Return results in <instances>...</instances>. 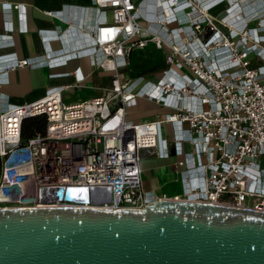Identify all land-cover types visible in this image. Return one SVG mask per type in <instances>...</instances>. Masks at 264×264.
I'll list each match as a JSON object with an SVG mask.
<instances>
[{"label":"built area","instance_id":"2783aa9c","mask_svg":"<svg viewBox=\"0 0 264 264\" xmlns=\"http://www.w3.org/2000/svg\"><path fill=\"white\" fill-rule=\"evenodd\" d=\"M221 1L228 5L225 13L211 16L209 9ZM233 1L92 0L89 7H67L64 16L48 12L68 27L38 32L42 55H1L0 75L23 67L54 70L86 58L93 70L109 73L111 83L104 95L73 104L63 101L68 86L47 88L21 105L2 102L0 208L141 209L168 198L264 211V8L258 2L249 14H235ZM148 5L157 8L152 16ZM1 6L22 11L18 4ZM105 12L110 21L95 23L89 33L72 26L86 27L90 14ZM20 15L19 30L26 31ZM54 41L62 47L50 48ZM8 42L0 39V47ZM149 43L164 51L160 75L121 80L132 52ZM68 75L75 85L84 80L80 68L50 77ZM139 100L163 112L128 118ZM36 116L46 117L45 131L23 141V120ZM145 158H173L181 191L167 196L145 190ZM92 193L110 201L93 205ZM41 194L52 200L41 201Z\"/></svg>","mask_w":264,"mask_h":264},{"label":"water","instance_id":"95a60500","mask_svg":"<svg viewBox=\"0 0 264 264\" xmlns=\"http://www.w3.org/2000/svg\"><path fill=\"white\" fill-rule=\"evenodd\" d=\"M0 264H264V211L168 198L141 209L0 208Z\"/></svg>","mask_w":264,"mask_h":264},{"label":"crops","instance_id":"0c3cea01","mask_svg":"<svg viewBox=\"0 0 264 264\" xmlns=\"http://www.w3.org/2000/svg\"><path fill=\"white\" fill-rule=\"evenodd\" d=\"M230 1H232V4L234 3L233 0ZM258 2L262 4L258 5ZM1 4H18L21 6L22 11L6 8L1 6ZM237 4L240 10L239 8L234 10L233 13L235 14L240 12L249 14L256 4L259 8H264V0H238ZM91 5L92 0H0V39L10 40L6 45L0 47V56L14 54L17 58L22 59L42 55L45 47L38 32L40 30H55L60 33L69 24L65 19L51 16L48 12L62 11L64 16L66 15L65 9L69 6L89 7ZM227 6L226 2L221 1L214 7H211L208 13L211 16L219 17L225 13ZM153 9L154 7L151 10L153 11ZM20 13L24 15L26 31L19 30L23 17H21ZM101 20L110 21L109 12L97 15L90 14L86 27L84 25L81 27L74 23L72 26L76 30L80 29L81 32L89 33L91 32L92 25L99 23ZM49 46L52 49H58L62 47V44L59 41H54ZM149 46L155 50V54L152 55L157 56L158 54H162L164 62V51L155 48L152 43H149L144 49L137 51H146ZM69 47L68 44L65 45V48H68L67 50H69ZM131 57L127 68L131 64ZM153 60V57H151L152 63ZM76 68H80L84 75V80L79 85H75L74 77L71 75L57 78L50 77L52 73H71ZM54 70L46 68L30 70L26 67L7 70L4 74L0 75V107L4 100H7L9 104L15 105L32 102L40 98L47 88L53 86H68L63 91V101L66 104H73L92 97L102 96L105 90L110 87V74L98 69L93 70L86 58L68 61L66 66ZM125 71L124 69L123 73ZM123 73L120 75L121 80L145 75L141 73L129 77L127 74L123 76ZM162 112L163 110L158 106L144 100H139L135 106L128 108L127 116L130 119L140 120L153 118ZM141 177L145 190L153 189L167 196H173L181 191L180 184L176 181L174 169L165 160L145 158L141 162Z\"/></svg>","mask_w":264,"mask_h":264},{"label":"rangeland","instance_id":"374dc122","mask_svg":"<svg viewBox=\"0 0 264 264\" xmlns=\"http://www.w3.org/2000/svg\"><path fill=\"white\" fill-rule=\"evenodd\" d=\"M133 1L137 3L138 0ZM152 54H155V50H153L151 46H149L148 50L146 51L135 50L132 53L130 66L127 69L125 68L126 71L124 73L122 72V75L124 76L127 74L129 77H131L143 73L145 74L144 76L148 78L159 76L161 69L164 68L163 57L162 54H158L157 56ZM151 57L154 59L153 63L151 62ZM173 161L174 160L172 158L167 161V164L172 165Z\"/></svg>","mask_w":264,"mask_h":264},{"label":"trees","instance_id":"16d2710c","mask_svg":"<svg viewBox=\"0 0 264 264\" xmlns=\"http://www.w3.org/2000/svg\"><path fill=\"white\" fill-rule=\"evenodd\" d=\"M45 127H46L45 116L26 118L23 120L21 126V139L23 141H26L37 134H42L45 131Z\"/></svg>","mask_w":264,"mask_h":264},{"label":"bare ground","instance_id":"6f19581e","mask_svg":"<svg viewBox=\"0 0 264 264\" xmlns=\"http://www.w3.org/2000/svg\"><path fill=\"white\" fill-rule=\"evenodd\" d=\"M239 3V2H238ZM161 5V4H160ZM164 5V4H163ZM163 5H161V9H163V8H166V5H164L165 7H163ZM154 7V9L153 10H156L157 8H156V6L155 5H148L147 6V9H149V10H146L147 11V13H148V15H150V16H152L153 14H152V8ZM168 7V6H167ZM166 10L168 11L169 9H167L166 8Z\"/></svg>","mask_w":264,"mask_h":264}]
</instances>
